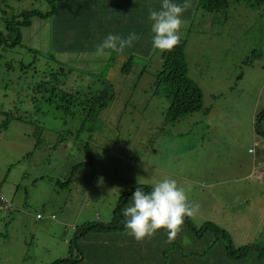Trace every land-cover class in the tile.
<instances>
[{
  "label": "rangeland",
  "instance_id": "rangeland-1",
  "mask_svg": "<svg viewBox=\"0 0 264 264\" xmlns=\"http://www.w3.org/2000/svg\"><path fill=\"white\" fill-rule=\"evenodd\" d=\"M160 2L67 0L57 16L35 18L15 46L0 15L7 41L0 43V195L10 205L0 202V264L68 259L76 227L107 225L125 193L164 178L175 180L198 206L189 217L197 229L211 222L235 249L264 247V0H230L220 13L193 0L181 39L203 109L179 120L169 119L170 100L155 84L163 61L152 47L148 13ZM22 3L6 2L18 13L52 7L45 0ZM132 32L140 39L123 53L96 54L109 34L126 38ZM253 51L259 56L245 64ZM130 58L132 71L123 74ZM61 68L66 72L57 76ZM105 81L115 98L99 116L87 120L79 107L63 109L61 92L89 93ZM187 231L184 224L179 235L191 242L182 253L208 250L215 238L206 234L194 249L190 236L196 237ZM102 236L121 245L114 234ZM219 242L218 248L228 244ZM219 252L217 264H264L253 261L255 250L238 260Z\"/></svg>",
  "mask_w": 264,
  "mask_h": 264
},
{
  "label": "trees",
  "instance_id": "trees-1",
  "mask_svg": "<svg viewBox=\"0 0 264 264\" xmlns=\"http://www.w3.org/2000/svg\"><path fill=\"white\" fill-rule=\"evenodd\" d=\"M15 1L24 3V0ZM45 1L52 6L50 10L46 12H42L37 8L25 9L23 7L21 12L18 13V11H14V8L6 4L7 0H2L0 11L5 22V28H7L9 32V37H14L11 46L22 43L23 30L30 28L33 25V20L35 18L44 19L57 16L58 5L61 2H66L67 0ZM198 1L200 6L209 13H220L221 11L228 9L230 4V0ZM235 1L241 2L252 0ZM6 42L4 34L0 31V43ZM186 47L187 42L184 39H181L180 43L172 51L162 52L163 66L161 71L156 75L155 84L157 86V93L170 100L168 112L170 120H179L184 116L203 109L201 88L188 76ZM256 56H259L258 53L253 51L251 56L247 58L245 64L253 63L251 61ZM133 64V59L130 58L128 62H125L122 68V73H130L132 71ZM62 72H66L64 68L57 71L56 75L60 76V73ZM107 83V81L104 82V87L102 89L92 90L89 93L84 94L81 92H61L59 96H61V99L63 100V109L70 111L71 108L79 107L84 111V115L88 117L87 120H93L95 117L99 116L115 98L112 88H109ZM55 90L56 88L52 87L51 91L54 92ZM54 96H57V94H54ZM263 118L264 110L261 114V119L263 120ZM8 125L9 119L3 122L1 130L7 129ZM262 131L263 130L260 128H257V132H260V134H262ZM86 155L90 160H93L88 147L86 148ZM137 187H142L146 192H150L152 190L149 186ZM137 187L132 188L130 196L127 198L126 202L123 203L126 193L120 198L117 207L114 209L112 221L107 225L85 223L76 227L75 229L79 230V232L77 233L75 239L71 241L69 251L70 255L68 259H59L53 264H217V261L220 260L214 258L219 257L217 252L222 249L229 258L228 260L249 258L251 256V251L255 250L258 251V253L256 255L252 254L253 261H264V247L257 249L256 246L252 247L250 245H246L235 249L233 248L231 239L225 230L218 228L211 222H206L200 229H197L193 226L189 217H186L185 224L189 229V231H187L188 236H190V233L192 232L196 237L193 238L190 236L192 242L194 243V249L196 243L204 242L206 234H214L215 238L210 240L211 243L207 246L208 250L204 248L201 251L195 250L194 252V250L190 248L187 249L186 252L182 253L183 245L191 242V240L185 236L179 235L173 243H168L166 232L163 230L157 232L156 235L142 242H137L129 235L123 223V209L130 204V198ZM104 233L118 236V238L121 239V245L111 246L105 243L106 239L102 236ZM221 239H226L228 241V244L224 246V248H218L220 244L219 241ZM97 241L99 242L98 244ZM79 243H81V245H79ZM101 253H105L106 257L102 256ZM208 256L209 258H207ZM237 263L238 262H234V264ZM223 264H226V262H223Z\"/></svg>",
  "mask_w": 264,
  "mask_h": 264
},
{
  "label": "clouds",
  "instance_id": "clouds-1",
  "mask_svg": "<svg viewBox=\"0 0 264 264\" xmlns=\"http://www.w3.org/2000/svg\"><path fill=\"white\" fill-rule=\"evenodd\" d=\"M192 2L193 0H183L181 4L175 0H161L159 10H149L148 19L151 22L154 50L172 51L180 43L183 16L192 7ZM1 4L2 0L0 6ZM139 39L135 32L126 38L109 34L96 47L95 52L101 56L109 50L123 53ZM256 126L260 128L259 123ZM138 183L140 184V181ZM197 210L198 206L194 207L188 202L185 191L175 180L164 178L150 192L144 191L142 187L136 188L129 206L123 209V223L129 235L137 242H142L163 230L166 232L168 243H173L182 231L185 218L194 216Z\"/></svg>",
  "mask_w": 264,
  "mask_h": 264
},
{
  "label": "built area",
  "instance_id": "built-area-1",
  "mask_svg": "<svg viewBox=\"0 0 264 264\" xmlns=\"http://www.w3.org/2000/svg\"><path fill=\"white\" fill-rule=\"evenodd\" d=\"M0 202L4 203L5 208H8V207L10 206V205L7 206V204H9V203H8V202L4 199V197L1 196V195H0ZM38 217H40V216H38Z\"/></svg>",
  "mask_w": 264,
  "mask_h": 264
},
{
  "label": "water",
  "instance_id": "water-1",
  "mask_svg": "<svg viewBox=\"0 0 264 264\" xmlns=\"http://www.w3.org/2000/svg\"><path fill=\"white\" fill-rule=\"evenodd\" d=\"M129 196H130V192L127 193V195H126V197H125V199H124L125 202L127 201V198H128ZM78 232H79V230L76 231L75 236H74V239H75V237H76V235H77ZM70 261H71V260H70Z\"/></svg>",
  "mask_w": 264,
  "mask_h": 264
},
{
  "label": "crops",
  "instance_id": "crops-1",
  "mask_svg": "<svg viewBox=\"0 0 264 264\" xmlns=\"http://www.w3.org/2000/svg\"><path fill=\"white\" fill-rule=\"evenodd\" d=\"M258 158H259V159H262L261 156H259V155L256 157V159H258ZM256 159H255V160H256Z\"/></svg>",
  "mask_w": 264,
  "mask_h": 264
}]
</instances>
